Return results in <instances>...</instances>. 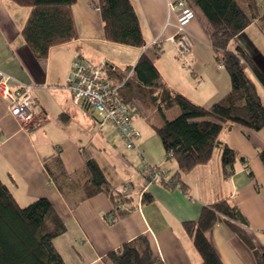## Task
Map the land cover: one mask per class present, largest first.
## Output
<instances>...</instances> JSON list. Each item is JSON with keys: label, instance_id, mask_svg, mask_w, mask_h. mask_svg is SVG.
I'll use <instances>...</instances> for the list:
<instances>
[{"label": "crops", "instance_id": "1", "mask_svg": "<svg viewBox=\"0 0 264 264\" xmlns=\"http://www.w3.org/2000/svg\"><path fill=\"white\" fill-rule=\"evenodd\" d=\"M176 1L131 0L145 40V47L137 48L106 41L97 0H76L72 12L77 38L52 47L47 58L39 60L21 36L31 10L28 14L15 7L22 6L13 0H0V71L11 77L14 87L31 85L34 103L43 113L40 123L23 128L0 95V179L21 206L39 198L51 202L67 228L55 240L66 264H112L108 255L140 236L146 237L163 264H201L183 224L197 221L205 207L221 200L239 209L248 224L245 231L264 251V164L260 158L264 128L253 132L234 125L221 134L220 140L238 153L231 175L224 174L222 150L217 148L208 164L174 178L176 162L167 156L156 130L177 117L180 109L162 103L160 114L159 102L153 104L148 91L131 82L133 89L124 90L120 98L131 109L141 137L134 149H128L112 126H100L91 110L74 102L67 87L77 57L122 75L126 68L134 69L146 52L173 93L204 108L221 101L232 89L230 76L216 60L199 9L193 7L191 15L184 16L171 8ZM252 26H258L256 31L250 30ZM179 27L193 42L188 68L182 66L171 41ZM237 46L264 73V16L233 41V49ZM246 73L264 104V87L250 69ZM112 78L114 85L121 81L117 75ZM167 110H174L173 118L166 115ZM89 160L97 163L112 187L132 198L134 209L114 225L104 219L114 209L107 195L80 201L91 177ZM143 162L163 165L165 182L148 183L141 172ZM145 193L152 197L150 203H141ZM207 237L223 264H256L250 248L224 220Z\"/></svg>", "mask_w": 264, "mask_h": 264}, {"label": "trees", "instance_id": "2", "mask_svg": "<svg viewBox=\"0 0 264 264\" xmlns=\"http://www.w3.org/2000/svg\"><path fill=\"white\" fill-rule=\"evenodd\" d=\"M13 1L31 8L21 36L37 59H46L52 47L77 38L72 12L76 0ZM185 1L191 9L194 6L201 12L203 18L200 19L216 60L230 76L232 89L221 101L204 108L173 93L163 83L153 59L146 52L141 55L134 69L129 70V74L132 73L130 77L129 74L121 75L111 67H106L110 77L117 75L121 79L117 84L120 86L118 97L124 104L120 95L137 83L148 91L147 97L153 104L159 102L160 114L162 103L166 107H179L180 114L172 120H166L156 130L167 156L171 155L176 162L174 178L208 164L217 148L222 150V168L224 174L229 176L234 172L238 153L220 140L221 134L234 125L253 132H260L264 128V104L246 70L250 69L263 87L264 73L242 47L233 49V41L264 16L263 4L259 0ZM95 4L101 14L106 41L145 47L139 17L131 0H97ZM260 158L264 164V152L260 153ZM86 166L91 177L80 201L99 194L107 195L114 209L104 219L109 225H114L134 209L132 198L112 187L95 161H87ZM165 179L164 176L159 183H164ZM151 201L152 197L143 194L141 203ZM220 220H224L250 248L256 264H264V251L254 245L244 229L248 225L246 220L239 209L227 200L205 207L197 221L183 224L201 257V264H223L207 237V233ZM66 230L65 223L48 199L39 198L22 207L0 179V264H66L55 247V240L64 235ZM107 258L112 264H163L143 236L111 252Z\"/></svg>", "mask_w": 264, "mask_h": 264}, {"label": "built area", "instance_id": "3", "mask_svg": "<svg viewBox=\"0 0 264 264\" xmlns=\"http://www.w3.org/2000/svg\"><path fill=\"white\" fill-rule=\"evenodd\" d=\"M171 8H178L184 16L192 13L185 0H177ZM262 8L264 10V4ZM171 41L182 66L188 68L187 58L193 48L190 35L184 27H179ZM131 74L130 72L128 77ZM12 82L11 77L0 71V95L7 102L11 115L23 128L40 123L43 113L34 103L32 86L23 84L14 87ZM67 87L72 92L74 102L91 110L100 126H112L128 149L135 148L141 133L133 123L131 109L119 99L120 86L111 82L106 66L95 67L87 59L77 57L68 78ZM141 167V172L147 177L149 183H159L166 175L163 165L151 166L143 162ZM128 188L126 187L125 191Z\"/></svg>", "mask_w": 264, "mask_h": 264}, {"label": "rangeland", "instance_id": "4", "mask_svg": "<svg viewBox=\"0 0 264 264\" xmlns=\"http://www.w3.org/2000/svg\"><path fill=\"white\" fill-rule=\"evenodd\" d=\"M260 2H263V0H259ZM15 5V4H14ZM15 7H17L18 9H20L21 11H25L26 13H28L29 14V12H30V10H31V8H29V7H19V6H17V5H15ZM194 7V6H193ZM255 27H258V26H255ZM255 27H253L252 26V28L250 29L251 31L254 29L255 31H256V28ZM111 56H114V54H112ZM123 69H125V68H123ZM125 73L128 75L129 74V70H127V68H126V70H125ZM111 79V82L112 83H114V80H115V78H112V77H110ZM173 109H177V110H179V107L178 106H175V107H173ZM172 111H174V110H167V114L166 115H168V116H170L171 117V113H173ZM180 112V111H179ZM171 118H173V117H171ZM22 202V201H21ZM29 205V204H28ZM28 205H26V204H24V205H22V207H26V206H28Z\"/></svg>", "mask_w": 264, "mask_h": 264}]
</instances>
